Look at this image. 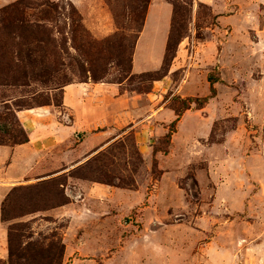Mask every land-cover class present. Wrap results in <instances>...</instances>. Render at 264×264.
<instances>
[{
    "label": "rangeland",
    "instance_id": "1",
    "mask_svg": "<svg viewBox=\"0 0 264 264\" xmlns=\"http://www.w3.org/2000/svg\"><path fill=\"white\" fill-rule=\"evenodd\" d=\"M17 1L0 0V12ZM49 1L64 8L58 23L68 38L66 66L48 85H0V140L8 144L24 130L18 112L60 95L52 91L54 83L92 82L66 34L70 5L96 41L119 32L117 18L134 28L122 31L124 44L138 35L141 20L129 24L127 10L141 1ZM154 1L133 49L141 73L132 68L125 78L108 59L109 65H96L109 73L101 83L117 87L106 102L89 93L94 107H107L110 119L97 123L99 131L80 132L72 147L47 154L36 167L26 163L29 175L9 184L10 192L29 189L31 201L36 188L46 186L63 193L68 204L51 208L60 197L50 203L46 193L47 202H31L44 210L15 223L30 224L38 241L55 235L69 245L67 255L80 248L83 262L77 264H264V0H173L184 26L164 70L159 52L169 39L174 7ZM99 29L106 38H95ZM211 76L219 79L214 96ZM46 107L64 117L63 106ZM12 158L10 149L0 147V176L7 170L12 178L22 177L25 162L12 169ZM89 160L101 169L95 177L103 184L68 177ZM93 184L112 187L113 194L92 195L87 189ZM70 260L64 255L62 264Z\"/></svg>",
    "mask_w": 264,
    "mask_h": 264
},
{
    "label": "trees",
    "instance_id": "2",
    "mask_svg": "<svg viewBox=\"0 0 264 264\" xmlns=\"http://www.w3.org/2000/svg\"><path fill=\"white\" fill-rule=\"evenodd\" d=\"M141 1L140 7L129 8V24L131 19L140 18L141 23L138 27V35L133 44L126 45L123 42L125 37L122 31H134L133 27L123 26L116 19L119 32L103 41H96L89 35L83 25L82 16L73 5H70V13L67 15L70 23V31L66 34L71 36L74 49L80 53L83 74H90L92 82L101 83L109 74L108 70L96 67L98 62L105 64H115L123 73L125 78L132 73L133 49L139 41L140 35L145 27L147 13L151 0ZM174 7L172 30L170 33L166 53L162 65V70L169 66L171 58L177 50L184 19L181 14L180 6L173 0H168ZM64 9L58 3L49 0H19L16 3L4 8L0 12V85H19L29 87L33 83L48 85L55 82V76L59 74L61 68L65 67V54H69L68 38L65 35V28L59 26L58 19L62 16L61 10ZM66 17V18H67ZM131 26V25H130ZM62 35L60 40L58 36ZM114 39H117L114 41ZM108 60H111L108 63ZM85 67L87 68L85 70ZM148 74V73H147ZM145 76L152 77L148 74ZM156 80V79H155ZM211 94L215 95L213 88L219 79L211 76ZM22 82V83H19ZM82 83H88L84 81ZM71 83H54L52 91H60V95H54L51 100L38 103L29 110L44 108L46 106H63L64 88ZM211 95V97H212ZM210 97L197 99L196 105L201 107L209 101ZM28 110V109H26ZM11 144L0 140V145L15 147L29 142L27 133L21 131V139L16 136L11 138ZM96 161V160H93ZM101 169L92 166V160L87 161L75 172L69 173L68 177H78L81 180H90L95 183L103 184L96 176ZM99 180V181H98ZM58 183V182H54ZM53 184V187H56ZM60 187L65 183L58 184ZM44 188H36L35 199L31 201L27 198L29 189H12L7 195L2 205L1 220L7 225L8 250L7 260H0V264H62L66 247L61 239L55 241V235L44 237L41 241L35 240V233L32 226L28 223H15V220L31 213L44 210L41 207H33L39 202H53L54 195L60 197V204L52 205L51 208L67 205L69 199L58 191ZM39 189V190H38ZM48 196H47V194ZM33 202V203H31ZM50 205V204H48ZM46 205V206H48ZM32 208V209H29ZM32 210V211H29ZM48 241H50L48 243Z\"/></svg>",
    "mask_w": 264,
    "mask_h": 264
},
{
    "label": "crops",
    "instance_id": "3",
    "mask_svg": "<svg viewBox=\"0 0 264 264\" xmlns=\"http://www.w3.org/2000/svg\"><path fill=\"white\" fill-rule=\"evenodd\" d=\"M159 2H163L171 7V5L166 0H159ZM154 6L155 1L151 0L145 25L153 13ZM159 7L161 8L160 5ZM102 34L103 30L99 29L93 35L97 40H102L107 37L106 35ZM167 40L168 38L160 47V62L158 60L160 64H162L163 62ZM140 73L141 72L137 70L136 61L134 58L133 74ZM92 90H94L95 94L102 95L104 102H106L109 95H115V92H117V87L115 85H108L103 83L95 84L91 81H89L88 83L71 84L65 87L63 99V107L65 112L63 118H60L59 115H56L50 108L47 107L38 109L36 108L32 110H23L17 113V117L23 129L28 135L29 142L23 145H17L15 147L0 145L1 148L10 149L13 154L12 160L7 162V167L12 166L13 169L25 162V169L22 173V177L12 178L9 175H6L7 170L5 171L4 176H0V260L5 261L9 257L7 225L4 224L1 220L3 200L5 199V197H7L11 189L9 184L14 182L17 183L29 175L31 171L28 173L26 163L32 162L34 163V166H31H33V168L36 167L47 154L53 153L61 147H72L75 144L74 142H77L76 137L80 134V132H94L92 130L99 131L101 129L97 127V123L103 119H110V115L112 114L107 110L105 111L107 107L102 110L101 107L96 108L93 106V104L97 101L91 99L90 97L89 93ZM104 106H106V104ZM66 118H71L69 123H67L68 121L66 120ZM91 125L92 127L90 128ZM99 133H102V131L98 132V134ZM97 138H99L98 135ZM67 151L71 152L70 150ZM87 190V192L92 193V195H94V193L100 192L103 194V196H105V198L113 194L112 187L100 184H93L89 186ZM86 244L84 243V245H82V248H86V246H88ZM79 249L80 248L77 247V251L79 252L78 255V252H76L75 248H72L70 254L67 255V251L70 250L68 245L66 247L65 260H70V256L74 252L76 254L75 258L70 260L72 261V264L83 262L80 261L82 254H80L81 251H79ZM109 264H112V262Z\"/></svg>",
    "mask_w": 264,
    "mask_h": 264
}]
</instances>
